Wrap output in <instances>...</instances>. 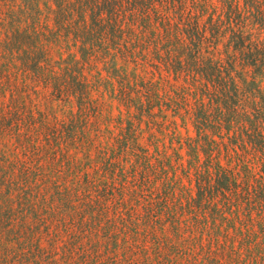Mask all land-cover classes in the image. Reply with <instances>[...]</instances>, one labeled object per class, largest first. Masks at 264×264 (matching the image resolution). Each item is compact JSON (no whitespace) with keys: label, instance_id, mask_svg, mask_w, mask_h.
<instances>
[{"label":"trees","instance_id":"16d2710c","mask_svg":"<svg viewBox=\"0 0 264 264\" xmlns=\"http://www.w3.org/2000/svg\"><path fill=\"white\" fill-rule=\"evenodd\" d=\"M0 264H264V0H0Z\"/></svg>","mask_w":264,"mask_h":264},{"label":"rangeland","instance_id":"374dc122","mask_svg":"<svg viewBox=\"0 0 264 264\" xmlns=\"http://www.w3.org/2000/svg\"><path fill=\"white\" fill-rule=\"evenodd\" d=\"M111 112L113 114H117V110L115 108H112V111ZM178 122L180 124V121H178ZM178 129H179L180 133L183 136H186L188 134V135H191L192 137H195L194 128H193V126H192L191 123H188L185 127L179 126ZM183 153H184V150H183Z\"/></svg>","mask_w":264,"mask_h":264}]
</instances>
